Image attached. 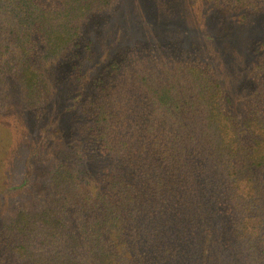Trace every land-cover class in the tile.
Wrapping results in <instances>:
<instances>
[{
	"label": "trees",
	"instance_id": "trees-1",
	"mask_svg": "<svg viewBox=\"0 0 264 264\" xmlns=\"http://www.w3.org/2000/svg\"><path fill=\"white\" fill-rule=\"evenodd\" d=\"M198 1L206 16L231 22L228 37L238 24L246 37L264 34L249 19L264 16V0ZM153 6L150 28L171 27L184 45L194 34L209 38L184 30L170 0ZM127 7L0 0V106L18 87L31 112L28 135L48 134L59 120L69 151L47 174L39 207L22 201L3 218L0 264H264V59L240 71L223 50L224 60H209L212 38L195 57L126 48L115 19ZM143 15L128 14L126 25L144 27ZM103 17L109 22L97 25ZM67 64L79 84L57 109L50 76ZM32 170L18 194L37 180Z\"/></svg>",
	"mask_w": 264,
	"mask_h": 264
},
{
	"label": "rangeland",
	"instance_id": "rangeland-1",
	"mask_svg": "<svg viewBox=\"0 0 264 264\" xmlns=\"http://www.w3.org/2000/svg\"><path fill=\"white\" fill-rule=\"evenodd\" d=\"M131 1L127 0L128 9L123 10L115 19L123 28L122 30H124L126 48L142 53L148 50L159 49L160 52L166 51L168 54H171L172 51L174 57L184 55L195 57L199 53H202V51L204 55L206 54L208 49L205 48L203 50V48L206 47V41H212V38L218 40L217 44L215 43L217 54H212L211 56L208 54L209 60H224L221 53L223 50L226 54L230 55L231 59L228 60L236 63V69L240 71L241 67L243 70H246L251 60L264 59V34L259 37L256 35L246 37L244 35L246 31L243 29L245 25L238 24V26H235L234 24L237 28V33L228 37L227 31L230 28L231 22L214 11H209V15L206 16V9L208 7L203 5L201 7V3L198 0H170V12L171 14L173 13L175 19L180 23L179 18L183 17V15L185 16L182 24L184 30L188 28V25L197 30L198 37L201 35L209 36V38L203 36L205 39L202 43L197 40V35L195 36L194 34L187 45L183 44L185 37L182 33H177L171 27L150 28L148 26L149 19L152 20L157 16L153 6L155 0L139 2V5ZM139 9L145 14L142 17V22H144L145 26L142 28L141 24L127 26L126 16L128 14H133L135 19L140 20L138 17ZM249 19L250 23L255 26L264 25V16H251ZM163 20L165 21L164 18ZM238 20L239 18L235 22L237 23ZM168 21H170L168 23L170 25H175L176 23L173 17L168 19ZM107 22H109L108 19L98 21L97 25L106 26ZM115 28L118 29V26ZM95 31L98 32L99 28H95ZM185 47L188 48L182 49ZM180 51H182L180 53L182 55H179ZM201 57L203 58L202 54ZM241 60H243L242 66L240 65ZM69 70L72 69L67 64V66L55 70V74L50 76L54 85L59 84L54 93L56 97L54 102L57 109L63 107V104L68 102L69 97L76 94L78 88V81L71 79L70 82L68 76ZM90 80L93 82V77H90ZM13 84L17 86L15 82H12ZM246 86L247 84H240V88ZM9 95L10 101L0 106V224L11 218L17 207L23 203L28 204V207L32 209L39 207L38 202L45 200L48 195L49 177H47V174L53 168H56V165L63 164L66 160L64 153L69 152L67 146L61 141V135L58 132L62 130V127H59L61 125L59 120L57 124L56 122H52V125H49L48 134L40 135L41 131L38 129L36 133L31 131L29 136L27 127L32 123V119L31 112L29 111L30 108L23 101L24 95L18 87L11 88ZM46 123L47 121L44 120L41 128L45 127ZM30 167L33 168L30 178L37 180H34L32 186H30L31 179H29L30 181L26 187L29 193L18 194L17 190H20L25 184V182L20 183L23 182L21 180L22 176L25 175L27 170H30ZM25 168L27 169L26 171ZM12 193L14 194L10 195ZM9 212L12 214L10 215Z\"/></svg>",
	"mask_w": 264,
	"mask_h": 264
}]
</instances>
